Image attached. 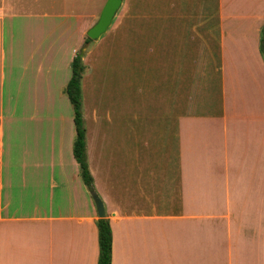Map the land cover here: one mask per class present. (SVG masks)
Segmentation results:
<instances>
[{
  "label": "crops",
  "instance_id": "obj_1",
  "mask_svg": "<svg viewBox=\"0 0 264 264\" xmlns=\"http://www.w3.org/2000/svg\"><path fill=\"white\" fill-rule=\"evenodd\" d=\"M104 1L0 0V264H97L64 87ZM126 9L81 57L110 264H264V0Z\"/></svg>",
  "mask_w": 264,
  "mask_h": 264
},
{
  "label": "trees",
  "instance_id": "obj_2",
  "mask_svg": "<svg viewBox=\"0 0 264 264\" xmlns=\"http://www.w3.org/2000/svg\"><path fill=\"white\" fill-rule=\"evenodd\" d=\"M91 41L89 37H85L84 44ZM259 52L264 61V23L259 31ZM82 55L76 52L73 56L70 66L71 75L68 79L64 92L70 100L73 108V121L75 126V138L73 141L72 152L74 158L78 162L80 168V175L89 190H93L92 176L88 169L86 160V140H85V127L82 117V95L80 80L84 65L82 64ZM97 240H98V257L97 264H110L111 261V230L109 220L105 216L97 217Z\"/></svg>",
  "mask_w": 264,
  "mask_h": 264
},
{
  "label": "water",
  "instance_id": "obj_3",
  "mask_svg": "<svg viewBox=\"0 0 264 264\" xmlns=\"http://www.w3.org/2000/svg\"><path fill=\"white\" fill-rule=\"evenodd\" d=\"M121 4L122 0H105L96 21L86 30V36L91 40H96L105 33L111 25ZM83 51L84 47L79 50L80 55H82ZM90 195L94 201L98 217L105 216L104 204L98 193L93 189L90 190Z\"/></svg>",
  "mask_w": 264,
  "mask_h": 264
},
{
  "label": "rangeland",
  "instance_id": "obj_4",
  "mask_svg": "<svg viewBox=\"0 0 264 264\" xmlns=\"http://www.w3.org/2000/svg\"><path fill=\"white\" fill-rule=\"evenodd\" d=\"M127 4H128V0H124V2H123V4H122V6H121V8L118 10V12H117V14H116V16H115V19H114V22L112 23V25L111 26H109L110 28H108V29H111V28H113L115 25H118V24H121V23H123V22H126L125 20H127V18H128V13H129V9H126V6H127ZM99 11H100V9H96L95 11H94V15H93V20H92V22H91V24H90V26L96 21V19H97V17H98V14H99ZM127 11H128V13H127ZM133 13H134V10H131ZM137 12L140 14V15H142L143 13H144V10L143 9H140V10H138L137 9ZM131 13V12H130ZM89 26V27H90ZM93 41V40H92ZM90 42V41H89ZM89 42L88 43H85L84 44V42H83V44H82V46L78 49V51L77 52H79V50L82 48V47H87L88 46V44H89ZM87 45V46H86ZM84 52V51H83ZM83 54V53H82ZM8 85H6L5 86V88H4V94H5V97H7V96H9V91H8Z\"/></svg>",
  "mask_w": 264,
  "mask_h": 264
}]
</instances>
